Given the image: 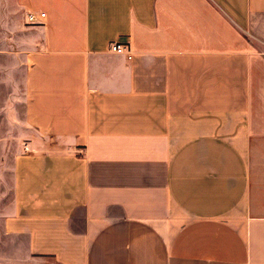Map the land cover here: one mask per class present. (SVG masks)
<instances>
[{
    "label": "crops",
    "instance_id": "1",
    "mask_svg": "<svg viewBox=\"0 0 264 264\" xmlns=\"http://www.w3.org/2000/svg\"><path fill=\"white\" fill-rule=\"evenodd\" d=\"M0 16V264H264V0Z\"/></svg>",
    "mask_w": 264,
    "mask_h": 264
},
{
    "label": "rangeland",
    "instance_id": "2",
    "mask_svg": "<svg viewBox=\"0 0 264 264\" xmlns=\"http://www.w3.org/2000/svg\"><path fill=\"white\" fill-rule=\"evenodd\" d=\"M10 11L14 15L15 6L13 5V2H10ZM4 16H0V27L3 26ZM18 87L14 88V92L6 89L5 87H0V125H3L5 121H11V116L15 117V114L12 112L14 109L19 114V107L20 105L19 100V93H18ZM4 99V101H3ZM17 114V113H16ZM4 129L0 127V134L2 133ZM2 134H9V132H4Z\"/></svg>",
    "mask_w": 264,
    "mask_h": 264
},
{
    "label": "built area",
    "instance_id": "3",
    "mask_svg": "<svg viewBox=\"0 0 264 264\" xmlns=\"http://www.w3.org/2000/svg\"><path fill=\"white\" fill-rule=\"evenodd\" d=\"M38 16L42 17L43 13L42 12L39 13ZM26 18H27L28 23H36L35 16L32 13L27 14ZM109 51L123 53L125 52V48L123 44H121L120 42H115L109 46Z\"/></svg>",
    "mask_w": 264,
    "mask_h": 264
}]
</instances>
